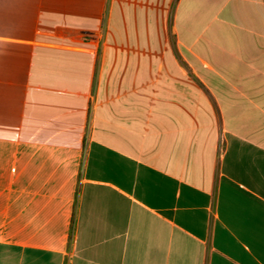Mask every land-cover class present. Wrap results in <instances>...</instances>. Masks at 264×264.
<instances>
[{"label": "crops", "instance_id": "obj_1", "mask_svg": "<svg viewBox=\"0 0 264 264\" xmlns=\"http://www.w3.org/2000/svg\"><path fill=\"white\" fill-rule=\"evenodd\" d=\"M0 264H264V0H0Z\"/></svg>", "mask_w": 264, "mask_h": 264}]
</instances>
